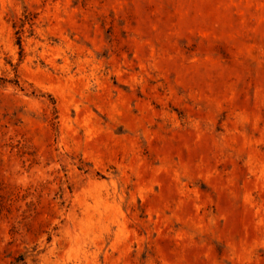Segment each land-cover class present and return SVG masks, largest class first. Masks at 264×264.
Segmentation results:
<instances>
[{
  "label": "rangeland",
  "instance_id": "1",
  "mask_svg": "<svg viewBox=\"0 0 264 264\" xmlns=\"http://www.w3.org/2000/svg\"><path fill=\"white\" fill-rule=\"evenodd\" d=\"M0 264H264V0H0Z\"/></svg>",
  "mask_w": 264,
  "mask_h": 264
}]
</instances>
